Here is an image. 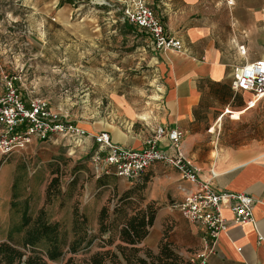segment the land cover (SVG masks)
I'll use <instances>...</instances> for the list:
<instances>
[{
  "label": "rangeland",
  "instance_id": "1",
  "mask_svg": "<svg viewBox=\"0 0 264 264\" xmlns=\"http://www.w3.org/2000/svg\"><path fill=\"white\" fill-rule=\"evenodd\" d=\"M131 1L0 0V98L4 77L16 76L24 97L44 98L54 112L86 128H116L135 138L144 135L146 101L163 92L164 79L158 71L159 53L149 36L124 20V9ZM120 98L138 118L131 119L116 107ZM225 131L234 145L260 134L254 123H225ZM176 171L157 164L129 182L104 165H95L89 152L60 137L0 153V244L7 242L30 254L31 248L23 247V214L27 212L33 223L44 210L45 219L58 223L67 241L64 260L55 264L70 258L74 264H89L94 254L109 250L120 264H127L125 255L133 254L148 263L165 264L159 248L162 240L185 264H193L202 243L199 246L173 214L160 217L172 208L175 190L182 187ZM54 179L57 185L48 190ZM127 194L129 205L122 208L117 222L149 205L156 210L154 225L135 253L120 241L122 227L112 234L100 232L99 226L102 209L112 215ZM76 220L86 222L88 239L73 254L70 244Z\"/></svg>",
  "mask_w": 264,
  "mask_h": 264
},
{
  "label": "crops",
  "instance_id": "2",
  "mask_svg": "<svg viewBox=\"0 0 264 264\" xmlns=\"http://www.w3.org/2000/svg\"><path fill=\"white\" fill-rule=\"evenodd\" d=\"M147 2L167 33L181 41L183 47L180 51L159 53L158 71L164 79V90L158 98L146 101V133L135 138L116 128L81 127L90 134L107 132L116 145L136 150L142 149L159 127L181 129L185 134L182 153L199 169L202 180L218 192L245 193L257 200L253 222L231 225L220 236L217 251L208 264H264V98L257 99L250 92L232 87L235 68L264 57V0ZM115 105L127 117L138 118L125 99L116 100ZM236 113L240 114L239 119L234 118ZM225 123H254L260 134L234 145L225 136ZM161 146L172 153L167 140ZM98 147L92 138L84 139L80 146L91 157ZM157 164L161 163L150 168ZM175 178L180 182V178ZM180 185L172 208L160 217L173 214L200 246V229L185 220L178 209L196 186L186 181ZM222 214L232 220L228 202L223 205Z\"/></svg>",
  "mask_w": 264,
  "mask_h": 264
},
{
  "label": "built area",
  "instance_id": "3",
  "mask_svg": "<svg viewBox=\"0 0 264 264\" xmlns=\"http://www.w3.org/2000/svg\"><path fill=\"white\" fill-rule=\"evenodd\" d=\"M124 20L150 37L156 52L180 51L181 41L169 35L162 20L147 0H132L124 9ZM18 77H4V95L0 98V153L11 154L25 149L33 141H48L54 137L69 139L81 146L92 138L99 146L92 157L95 165H104L118 177L134 182L151 166L161 163L175 168L183 181L196 190L187 194L178 209L181 216L202 233V249L193 264H208L217 251L220 236L231 225L243 226L253 222L257 200L245 193L218 192L211 183L200 177V171L183 155L181 146L185 137L179 128L159 127L155 135L145 141L140 150L113 143L109 133L90 134L79 124L53 111L41 98L27 99L17 85ZM232 87L235 91L252 93L264 98V57L234 70ZM167 140L172 153L162 148ZM225 202L233 214L227 220L222 214ZM263 243V239H260Z\"/></svg>",
  "mask_w": 264,
  "mask_h": 264
},
{
  "label": "trees",
  "instance_id": "4",
  "mask_svg": "<svg viewBox=\"0 0 264 264\" xmlns=\"http://www.w3.org/2000/svg\"><path fill=\"white\" fill-rule=\"evenodd\" d=\"M143 175V174H142ZM141 175V176H142ZM139 179V178H138ZM137 179V180H138ZM136 180V181H137ZM58 183L54 179L48 190L53 189ZM58 192V190H57ZM128 194L121 198V205L118 206L112 215L104 207L100 212L99 226L100 232L112 233L116 227H122L120 230V241L128 246H132L131 252L138 251L136 248L149 234L150 228L154 225L156 210L151 205L144 210H139L135 215L123 217V222H117L118 217L122 215V208L129 205ZM45 211H40L35 222H30L27 212L23 214V222L20 229H26L23 238V247L31 248L30 254L21 251L16 246L4 242L0 244V264H55L63 261L66 256L67 241L60 231L58 223H52L45 219ZM86 222L81 223L78 220L74 223L75 238L70 244V251L75 254L79 247L88 239V231H84ZM19 229V230H20ZM113 234V233H112ZM109 246L113 245V239L110 237ZM45 247V250L37 249ZM160 255L165 258V264H185L184 260L169 249L168 243L162 240L160 243ZM132 253V254H133ZM127 264H154L148 263L146 258H140L136 255H125ZM63 264H74L73 259L65 261ZM89 264H120L118 256L111 250L94 254Z\"/></svg>",
  "mask_w": 264,
  "mask_h": 264
},
{
  "label": "bare ground",
  "instance_id": "5",
  "mask_svg": "<svg viewBox=\"0 0 264 264\" xmlns=\"http://www.w3.org/2000/svg\"><path fill=\"white\" fill-rule=\"evenodd\" d=\"M235 119H239L240 118V114L236 113L233 115ZM80 126H82V124H80Z\"/></svg>",
  "mask_w": 264,
  "mask_h": 264
}]
</instances>
